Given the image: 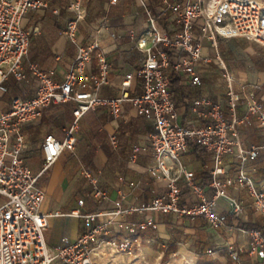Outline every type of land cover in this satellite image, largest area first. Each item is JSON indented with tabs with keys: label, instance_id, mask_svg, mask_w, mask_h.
I'll return each instance as SVG.
<instances>
[{
	"label": "built area",
	"instance_id": "1",
	"mask_svg": "<svg viewBox=\"0 0 264 264\" xmlns=\"http://www.w3.org/2000/svg\"><path fill=\"white\" fill-rule=\"evenodd\" d=\"M162 1L173 13L177 29L162 27L160 13L142 1L141 6L145 7L143 32L133 34L132 43L143 54V59L137 72L123 77L119 95L100 93L101 88L110 83L112 64L95 40L89 45H77L75 59L62 82H57L51 72L32 66L37 79L35 95L15 97L9 109L0 112V264H101L94 254L99 244L130 253L132 235L155 224L148 217L132 220L136 214L202 217L214 227H227L229 216L239 221L248 220L251 210L264 218V186L246 168L247 163L264 153V141L248 144L241 137L242 128L251 125L254 119L264 127V100L258 97L255 88L245 90L237 84L234 74L224 71L227 114L223 113L224 105L210 96L190 98L185 92L184 101L196 119L181 123L174 87L175 83L181 88L200 85L204 65L213 59L219 64L223 62L219 51L223 39L246 38L264 46V0ZM44 7L46 3L42 0H0V94L8 92L9 78L17 81L25 78L23 64L36 29H26L23 18L30 9ZM69 9L75 17L68 22L65 34L74 40L78 24L86 16L83 0H70ZM206 45L214 50L213 59L204 54ZM94 58L98 66L96 73L88 70ZM220 68L225 69V66L220 65ZM134 77L141 80L140 94H131ZM70 101L74 102V119L65 126L62 138L53 133L44 136L41 144L44 163L41 170L34 173L26 162L29 140L25 128L41 118L51 104ZM126 106L133 108L138 116L153 120V131L144 143L132 146L130 160L136 161L142 150L150 149L155 160L150 172L165 182V193L139 204L118 203L106 211L107 218L103 217V211L84 212L81 206L86 197L80 198L79 207L70 212H43L41 206L46 192L38 181L64 151H75L80 120L101 107L117 118ZM111 140L116 143L115 136ZM193 145L202 146L212 155L210 195L196 182L194 172L180 163V156ZM228 158L236 160L235 173L227 170ZM83 173L93 185L88 197L93 201L106 198L108 191L99 186L96 174L85 167ZM181 181L193 192L189 204L181 203ZM231 187L245 190L251 202L231 195ZM219 199L228 201L229 212L217 208ZM62 215L82 218L85 230L76 240L54 249L48 245L45 231L52 218ZM113 223L126 228L128 235L123 240L112 235ZM236 227L250 237L249 254L256 255L264 264V230L258 227L246 230L238 224ZM225 249L233 262L242 261L241 250L234 247V242L226 241Z\"/></svg>",
	"mask_w": 264,
	"mask_h": 264
},
{
	"label": "crops",
	"instance_id": "2",
	"mask_svg": "<svg viewBox=\"0 0 264 264\" xmlns=\"http://www.w3.org/2000/svg\"><path fill=\"white\" fill-rule=\"evenodd\" d=\"M42 1L46 3V7L32 8L24 15V27L32 31L36 29L31 35L29 52L23 64L25 78L21 81L12 77L8 79V92L0 94V112L8 110L10 102L15 97L30 98L35 95L37 79L32 72V66L51 72L57 82H62L75 59L77 45L80 43L89 45L95 40L98 41L99 48L105 52L112 64L110 83L104 85L100 93L104 96L119 95L123 77L129 72H137L143 59V54L132 43V35L143 32L145 7L141 6L142 1H145L149 8L160 13L162 27L168 30L177 29L173 13L162 0H117L116 2L83 0L86 16L78 24L75 39L71 40L65 34L68 22L75 17V13L69 9L70 0ZM173 1L168 0V3ZM210 51L212 55H215L214 50L206 45L204 54L211 56ZM88 70L98 72L96 58L93 59ZM254 83H257L256 80ZM216 85L206 86L202 81L198 86L181 88L175 83L178 121L184 123L196 119L189 105L184 101L185 92L190 98L208 95L215 102H221L224 105L223 113L226 115L228 108L225 104L224 87ZM254 88L258 97L264 100V77L245 90ZM141 91V80L139 77H134L131 94H140ZM242 95H240L241 104L244 101ZM73 106V101L65 104H51L41 118L25 128L29 140L26 162L34 173H38L44 163L41 151L44 136L47 133H53L59 138L63 137L65 126L74 119ZM201 121L206 122L203 119ZM152 131V118L138 116L130 106H126L124 113L117 118L103 107L88 112L80 120L75 151H64L38 181L46 192V199L41 210L70 212L79 207L80 198L86 197L81 209L84 212L103 211L105 212L103 217L107 218L106 211L111 210L118 203L139 204L164 194L165 182L150 172V168L155 163L153 152L150 149L142 150L136 161L130 160L132 146L136 143H144ZM112 136H115L116 143L112 142ZM241 137L248 144L261 143L264 141V127H261L257 119H254L251 125L242 128ZM235 161V158L227 160V170L230 173L236 171ZM180 163L194 172L196 182L205 187L208 195L212 194V189L208 186L209 172L214 168L210 152L202 146H190L188 151L180 156ZM84 167L96 174L99 186L108 191L106 198L93 201L88 197L93 191V185L88 179L82 178ZM246 168L252 177L264 186V153L258 159L247 163ZM180 186L182 188L181 203L189 204L192 201L193 192L183 181L180 182ZM229 193L247 203L251 202L245 190L231 187ZM218 204L217 208L220 211L229 212L230 205L226 209L224 206L219 207ZM252 211L254 210H251L250 214ZM145 217L152 218L155 224L132 235V246H138L140 250L146 247L142 245L143 242L153 241L160 243L163 256L165 252L167 255L177 254L180 250V241L177 237L172 238L171 235L178 232L184 225L191 232L202 234L204 230L207 236L210 235L209 231L217 230L218 236L223 240V247L226 241L234 242V247L241 250L242 259H250L253 264H259L262 261L256 255L249 254L250 237L236 227L237 224L239 225V220L233 216H229L227 227L211 226L202 217L179 218L161 213H151L147 216L136 214L131 219L137 221ZM111 227L112 235L117 236L119 241L128 235L126 228L119 226L118 223H113ZM84 230L85 224L82 218L62 215L52 218L45 231V237L48 245L55 249L76 240ZM206 239L209 240V238ZM193 241H196V238ZM174 245L176 251L171 252ZM105 249L106 244L101 243L95 251L104 254Z\"/></svg>",
	"mask_w": 264,
	"mask_h": 264
},
{
	"label": "rangeland",
	"instance_id": "3",
	"mask_svg": "<svg viewBox=\"0 0 264 264\" xmlns=\"http://www.w3.org/2000/svg\"><path fill=\"white\" fill-rule=\"evenodd\" d=\"M219 51L223 62L219 64L211 60L203 67L202 81L206 86L217 84L216 86L224 87L226 83L222 75L224 71L234 74L237 84L246 89L257 84L264 77V46L261 44L246 38L223 39L220 41ZM210 52L211 58H214L212 51ZM220 65L225 66V69H221ZM255 80L257 83H254ZM81 176L83 179H87L83 169ZM218 205L219 207L224 206L226 209L229 207V203L225 199H220ZM255 213L261 216L257 212ZM209 232V236L204 230H202V234L191 232L182 225L178 232L171 235L172 238L177 237L180 241V250L177 254H169L168 257L163 256L159 242L151 241L143 242L142 245L146 247H142V250L138 249V246H132L130 253H124L121 250L112 252L111 246L106 245L105 255L99 261L102 264H253L250 259L245 258L240 263L233 262L223 247L224 243L218 236L219 232L217 230ZM193 236L196 241H193ZM112 247L116 249L115 246ZM209 249L212 252H209Z\"/></svg>",
	"mask_w": 264,
	"mask_h": 264
},
{
	"label": "trees",
	"instance_id": "4",
	"mask_svg": "<svg viewBox=\"0 0 264 264\" xmlns=\"http://www.w3.org/2000/svg\"><path fill=\"white\" fill-rule=\"evenodd\" d=\"M239 227L246 229V230H249L254 227H258L264 230V221L261 216L257 215L254 211H252L248 221H243V220L239 221ZM174 251H176L175 245L173 246V250H171V252H174ZM164 256L165 257L168 256L166 252Z\"/></svg>",
	"mask_w": 264,
	"mask_h": 264
},
{
	"label": "bare ground",
	"instance_id": "5",
	"mask_svg": "<svg viewBox=\"0 0 264 264\" xmlns=\"http://www.w3.org/2000/svg\"><path fill=\"white\" fill-rule=\"evenodd\" d=\"M111 250H112V252H117V249H114V247L111 248ZM94 254L97 256L98 260H100V258H101L103 255H105V253H104V254H103V253H99L98 251H95V250H94ZM147 264H148V263H147Z\"/></svg>",
	"mask_w": 264,
	"mask_h": 264
}]
</instances>
